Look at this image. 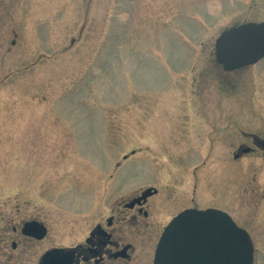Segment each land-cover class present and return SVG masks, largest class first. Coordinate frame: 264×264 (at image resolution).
<instances>
[{"label": "rangeland", "instance_id": "rangeland-1", "mask_svg": "<svg viewBox=\"0 0 264 264\" xmlns=\"http://www.w3.org/2000/svg\"><path fill=\"white\" fill-rule=\"evenodd\" d=\"M263 20L264 0L1 1L0 212L66 222L186 179L264 264V152L233 156L264 138V58L223 73L213 57L221 31Z\"/></svg>", "mask_w": 264, "mask_h": 264}, {"label": "flooded vegetation", "instance_id": "flooded-vegetation-1", "mask_svg": "<svg viewBox=\"0 0 264 264\" xmlns=\"http://www.w3.org/2000/svg\"><path fill=\"white\" fill-rule=\"evenodd\" d=\"M218 67L223 73L235 71ZM248 138L249 144L236 145L234 158L264 152V138ZM179 181V189L154 182L115 188L89 207L82 201L78 217L66 222L58 215L53 220L18 207L0 212V264H153L165 226L186 209H203L193 201L190 180Z\"/></svg>", "mask_w": 264, "mask_h": 264}, {"label": "water", "instance_id": "water-1", "mask_svg": "<svg viewBox=\"0 0 264 264\" xmlns=\"http://www.w3.org/2000/svg\"><path fill=\"white\" fill-rule=\"evenodd\" d=\"M214 54L226 71L264 58V21L244 22L221 31ZM264 150V140L261 142ZM248 232L217 208L186 209L163 229L153 264H255Z\"/></svg>", "mask_w": 264, "mask_h": 264}]
</instances>
